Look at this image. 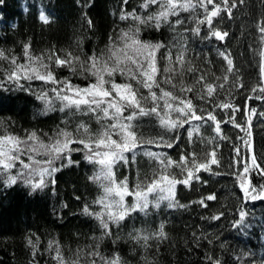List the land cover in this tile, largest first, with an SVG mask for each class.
<instances>
[{
    "label": "trees",
    "instance_id": "16d2710c",
    "mask_svg": "<svg viewBox=\"0 0 264 264\" xmlns=\"http://www.w3.org/2000/svg\"><path fill=\"white\" fill-rule=\"evenodd\" d=\"M215 2L219 3L220 0ZM140 3L141 0H128L127 5L123 4V0H2L0 49L5 50L6 55H15L19 63H26L23 55V44L26 42L31 44V52L35 55L46 53L49 49L57 52L64 49L81 56L105 52L110 44L118 41L120 30L132 23L131 20L120 21V12L135 10L138 14H143L139 8ZM208 7L211 9L212 5ZM198 11L203 12L202 9ZM41 13L48 17L49 23L45 24L40 19ZM85 14L93 22L91 28L86 23ZM192 15L181 13L180 18L185 20V24L179 26L176 33L170 32L167 27L160 30L148 27L142 30L140 38L170 44L173 36H183L187 44V58L204 70L207 81L213 83H219L215 77L221 75L226 67L219 51L231 53L235 72L246 87L238 91L233 89L231 96L220 92L219 100H229L241 109L234 113L241 125H245L249 110L255 109L256 115L251 120V137L231 124L222 125L229 140L220 142V166H212L213 171L221 175L201 172L199 175L202 181L207 183L194 181L191 188L178 185L177 199L189 205L187 208L169 209L166 207L167 202H164L160 210L150 208L146 217L141 213H134L122 223L121 228L113 227L114 234H119L120 239L113 243L112 239L105 237L100 244V251L105 255L115 251L128 264H143L141 249L130 240L128 233L133 229L153 231L160 223H164L168 239L160 242L158 252L155 247L151 250L156 256L157 264H212L207 256H211L219 264H264V199H246L236 179L245 162L251 167L250 157L253 151L264 162V115H260L264 113V100L256 98L258 93L250 92L248 87L262 80L260 66L264 60L260 52L264 51V46L260 42L258 24L264 21V0H244L243 4H239L237 0V7L233 9L231 17L221 12L219 17L214 18V26L229 33L223 42L215 38L202 39L186 31L194 26ZM171 19L175 20L176 17ZM201 32L202 35L208 33L207 25L201 26ZM163 52L162 49L158 56ZM159 63L162 69L164 61L160 60ZM9 67L8 61H0V69H3L0 71V79L4 81V87L0 88V121L8 133L23 137L28 132L36 131L47 142L48 137L54 135L58 128L65 127L63 121L66 118L69 120V131L81 120L92 130L98 128L95 120L88 116L69 117L67 111L49 112L45 115L43 102L33 92L52 85L38 80H22L20 83L24 88L21 89L7 81ZM55 71L58 78L71 77L74 84L82 87L89 83L88 80L72 75L66 68ZM192 78L193 74L186 75L187 81ZM233 79L235 76L230 77L229 83ZM116 81L121 82L119 75L116 76ZM154 90L159 92L158 89ZM52 95L49 93L50 97ZM55 106L59 108L58 101ZM207 107L215 108V104ZM229 111L216 109L218 119L226 120ZM137 123V131L146 138L154 137L162 131L154 116L141 118ZM180 131L181 143L176 148L162 149L153 145H145V148L154 152L165 151L174 160H178L179 154L186 149L197 152L211 150L212 145L202 143L196 137L195 145L186 144V132L184 129ZM201 135L211 138L215 133L205 125L201 129ZM245 140H250V145H246ZM235 149H239V154ZM138 151L142 152L143 149ZM82 156L81 152L73 153L72 158L80 161L79 166L63 167L51 178L45 176L47 184L41 189L34 190L31 184L25 182L26 177L18 178L15 184H7V174L0 175V264H33V260L36 264H55L54 253L45 250L49 241L59 242L68 264H73V261L76 264H89L92 257L88 253L97 242L93 238L101 235V229L99 222L85 215L82 209L87 204L91 206V210L100 211V206L94 201L102 195V189L89 180L95 169ZM21 159L30 163L27 156H22ZM136 161L135 164L119 167L118 171L119 178L128 177L130 186L138 175L150 176L155 163L143 155H138ZM56 163L59 166L61 162ZM21 171L24 170L17 162L11 174L16 175ZM249 178L253 185L264 184V178L255 171L250 172ZM52 179L55 183H51ZM39 180V175L32 177V183H38ZM209 194H215L217 199L207 201V208L192 203ZM126 202L131 203L132 197H127ZM239 210L247 213L243 223H237ZM218 213H223L220 220L208 219ZM30 237L34 241L39 237V252L35 257L27 244Z\"/></svg>",
    "mask_w": 264,
    "mask_h": 264
},
{
    "label": "snow or ice",
    "instance_id": "6c2138e0",
    "mask_svg": "<svg viewBox=\"0 0 264 264\" xmlns=\"http://www.w3.org/2000/svg\"><path fill=\"white\" fill-rule=\"evenodd\" d=\"M127 3L128 0H123L124 5ZM243 3L244 0H239V4ZM208 5H212V8L209 9ZM84 6L88 7L87 4ZM236 7L237 0H220L219 3L215 0H141L139 8L143 14H138L135 10L120 12V21L131 20L132 23L120 30L118 41L110 44L105 52L81 56L64 49L59 52L49 49L46 53L35 55L31 52V44L26 42L23 44L26 63H19L15 55H6L5 50L0 49V61H8L10 65L7 81L21 89L24 88L20 83L22 80H38L52 85L33 92L43 102L45 115L49 112L67 111L69 117L88 116L98 125V128L92 130L81 120L69 131V120L66 118L63 121L65 127L58 128L45 142L43 136L36 131L28 132L23 137L12 135L3 128V122L0 121V175L7 174V184H15L18 178L26 177L25 182L31 184L34 190L41 189L47 184L45 176L51 178L63 167L79 166L80 161L72 158L75 152L83 153L82 159L94 166L95 171L89 180L102 189V195L94 201L101 210H91V206L85 204L82 212L99 222L101 235L93 238L97 242L88 253L92 257L89 264H128L118 252L105 255L100 251V244L105 237L112 239L113 243L120 239L119 234H114L113 227L121 228L122 223L134 213H141L146 217L150 208L160 210L164 202H167L166 207L169 209L187 208L189 205L177 199L178 185L191 188L194 181L207 183L202 181L199 175L201 172L213 176L221 175L213 171L212 166H220V142L229 140L222 125L231 124L251 137V120L256 115L255 109L249 110L245 125H241L234 115L241 109L229 100H219L220 92L231 96L233 89L238 91L246 87L235 72L231 53L226 50L219 51L226 67L221 75L215 77L219 83H213L207 81L204 70L187 58V44L183 36H173L170 44L140 38L142 30L148 27L156 30L167 27L170 32L176 33L177 28L185 24V20L180 18L181 13H191L194 26L186 31L202 39L215 38L223 42L229 33L215 27L214 18L219 17L221 12L231 17ZM152 8L155 10H150ZM172 17L176 19L173 20ZM40 19L45 24L49 23L48 17L43 13ZM85 20L91 28L93 22L87 14ZM202 25L208 27V33L203 35ZM258 30L261 33L260 42L264 46V21L258 24ZM162 49L164 52L158 56ZM260 55L264 60V51ZM160 60L164 61L162 69ZM60 68H66L72 75L88 80L89 83L82 87L74 84L71 77L58 78L55 70ZM260 72L262 80L248 87L250 92L258 93L256 98L264 100V63L260 66ZM187 74H193L191 81L186 80ZM117 75L121 77V82L116 81ZM232 76L235 79L229 83ZM3 87L4 81L0 79V88ZM142 89L147 91L143 92ZM49 93L53 95L50 97ZM56 101L60 104L59 108L55 106ZM209 104H215V108L209 109ZM216 109L230 110L228 118L218 119ZM153 116L162 131L154 137L146 138L137 131V121ZM185 125L188 127L185 128ZM205 125L215 136L206 138L201 135V129ZM181 129L186 132V144L195 145L196 137L200 142L212 145L211 150L197 152L186 149L179 154L178 160H174L165 151L154 152L145 148V145L162 149L178 147L181 143ZM244 143L250 145V140H245ZM138 149L143 151L139 152ZM235 151L239 154V149ZM138 155H143L155 163L150 176L138 175L130 186L127 176L118 177L119 167L135 164ZM22 156H27L30 163H25ZM38 156L41 159H36ZM57 161L61 162L59 166ZM17 162L24 171L13 175L11 170L16 167ZM250 164L251 167L245 162L242 171L236 176L239 187L246 199H264V184L253 185L249 178L252 171L264 178V162L253 151ZM172 169L178 171L173 172ZM37 175L40 177L39 182L32 183V177ZM51 183H55V180L52 179ZM127 197H132L131 203L126 202ZM216 199L215 194H209L192 203L207 208V201ZM222 215L223 213L213 214L208 219L220 220ZM246 215L244 210H239L237 223H243ZM128 236L141 249L143 264H157L156 256L151 250L155 247L158 252L160 242L168 239L164 223H160L153 231L133 229ZM27 244L35 257L39 252V237L35 241L30 237ZM45 250L54 253L55 264H68L59 242L49 241ZM206 258L212 264H219L211 256ZM33 264H36L35 260Z\"/></svg>",
    "mask_w": 264,
    "mask_h": 264
}]
</instances>
